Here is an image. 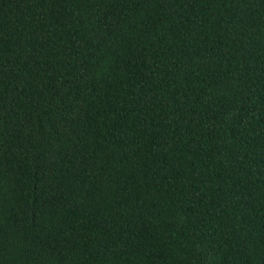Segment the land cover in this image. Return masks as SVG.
<instances>
[{"label":"trees","instance_id":"1","mask_svg":"<svg viewBox=\"0 0 264 264\" xmlns=\"http://www.w3.org/2000/svg\"><path fill=\"white\" fill-rule=\"evenodd\" d=\"M0 264H264V0H0Z\"/></svg>","mask_w":264,"mask_h":264}]
</instances>
